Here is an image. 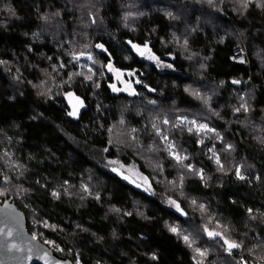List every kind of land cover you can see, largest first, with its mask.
Wrapping results in <instances>:
<instances>
[{"label":"trees","instance_id":"1","mask_svg":"<svg viewBox=\"0 0 264 264\" xmlns=\"http://www.w3.org/2000/svg\"><path fill=\"white\" fill-rule=\"evenodd\" d=\"M12 197L75 263L264 261V0H0Z\"/></svg>","mask_w":264,"mask_h":264},{"label":"water","instance_id":"2","mask_svg":"<svg viewBox=\"0 0 264 264\" xmlns=\"http://www.w3.org/2000/svg\"><path fill=\"white\" fill-rule=\"evenodd\" d=\"M130 46H134L131 41ZM72 119L82 116L84 105L76 99L70 103ZM128 185L149 193L147 187L120 167L112 168ZM235 248V247H234ZM0 264H77L61 255L29 229L27 215L14 197L0 201Z\"/></svg>","mask_w":264,"mask_h":264},{"label":"rangeland","instance_id":"3","mask_svg":"<svg viewBox=\"0 0 264 264\" xmlns=\"http://www.w3.org/2000/svg\"><path fill=\"white\" fill-rule=\"evenodd\" d=\"M109 70L115 77V80L111 86L112 90L114 92H116V93L125 92L128 94H135L136 93V89H135L133 83L127 79L126 73L123 70L118 69V68L114 67L113 65H110ZM1 202H3V201H1ZM76 263L80 264V261H78ZM204 264H207V262H205Z\"/></svg>","mask_w":264,"mask_h":264},{"label":"built area","instance_id":"4","mask_svg":"<svg viewBox=\"0 0 264 264\" xmlns=\"http://www.w3.org/2000/svg\"><path fill=\"white\" fill-rule=\"evenodd\" d=\"M232 59L236 62L245 63L248 60V51L243 47L237 48L232 55ZM247 261V256L241 255V262L246 263ZM251 263L253 262L251 261Z\"/></svg>","mask_w":264,"mask_h":264},{"label":"snow or ice","instance_id":"5","mask_svg":"<svg viewBox=\"0 0 264 264\" xmlns=\"http://www.w3.org/2000/svg\"><path fill=\"white\" fill-rule=\"evenodd\" d=\"M98 47H100V46H98ZM133 47H135V45L133 46ZM177 159H179L178 157H177ZM217 163H219V160H217ZM172 232H176L177 231V229L176 228H171L170 229ZM209 235H214L213 233H209ZM218 235V234H217ZM184 240L187 242L188 241V237L187 236H185L184 237ZM234 247H239V245H237V244H229V248H234ZM201 255H203V253H201Z\"/></svg>","mask_w":264,"mask_h":264},{"label":"bare ground","instance_id":"6","mask_svg":"<svg viewBox=\"0 0 264 264\" xmlns=\"http://www.w3.org/2000/svg\"><path fill=\"white\" fill-rule=\"evenodd\" d=\"M264 261L260 262V264H263ZM242 264H246V263H242Z\"/></svg>","mask_w":264,"mask_h":264}]
</instances>
